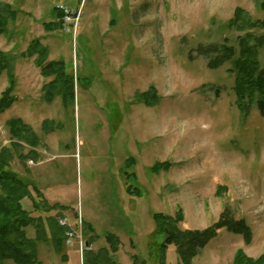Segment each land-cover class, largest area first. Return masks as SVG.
<instances>
[{
	"label": "rangeland",
	"instance_id": "374dc122",
	"mask_svg": "<svg viewBox=\"0 0 264 264\" xmlns=\"http://www.w3.org/2000/svg\"><path fill=\"white\" fill-rule=\"evenodd\" d=\"M0 1L17 10L0 36V49L14 57L15 82V102L0 115V149L12 155L11 171L64 205L60 218L77 226L81 215L79 240L96 234L103 242L113 233L123 242V264L133 255L137 264H160L163 236L153 214L181 215L180 230H203L226 214L250 228V243L221 228L190 264H232L237 249L264 264V118L255 108L248 115L236 108L232 61L207 67L214 48L237 53L244 35L264 39V26H229L237 8L264 21V0ZM59 6L78 12L70 32L61 17L59 29L44 27L58 19ZM36 42L47 49L46 64L62 62L72 80L65 103L46 101L52 77H42L37 57L27 55L31 45L39 52ZM256 58L264 68V45ZM7 86L3 73L0 94ZM150 86L157 102L139 103ZM10 119L29 127L34 147L12 138ZM44 121L52 122L49 129ZM162 162L170 167L154 173ZM84 226H92L86 236ZM26 232L34 237L32 227ZM84 253L64 240V260L49 244L38 245L40 264H83ZM164 256V264H180L173 245Z\"/></svg>",
	"mask_w": 264,
	"mask_h": 264
},
{
	"label": "trees",
	"instance_id": "16d2710c",
	"mask_svg": "<svg viewBox=\"0 0 264 264\" xmlns=\"http://www.w3.org/2000/svg\"><path fill=\"white\" fill-rule=\"evenodd\" d=\"M264 8V3H262ZM58 19L54 22L44 24L47 31L59 29L61 27L59 17L60 13L56 10ZM17 10L12 5L0 1V36L5 35L8 26L15 21ZM232 28L244 32L245 30L261 28L264 21H252L245 18L243 10L237 8L234 18L229 24ZM254 39V40H252ZM253 41L249 44L248 41ZM40 50L37 54L32 51L33 45L28 50L27 55L36 56V65L40 68L41 76L44 78L52 77L50 83L46 84L43 92L46 101L51 102L58 97L65 103L68 91L71 90L69 84L72 80L65 75L64 65L60 61H51L46 64L47 49L40 46L38 42L34 43ZM264 45V39L253 37L250 34L239 38V50L236 53L233 47L221 46L214 48L210 54L215 55L208 63L209 69H217L223 64L232 61L231 72L234 74L233 93L235 105L238 111L243 115H248L252 108H255L260 116L264 118V68L260 67V63L256 56L259 48ZM35 54V55H34ZM14 57L8 52L0 49V77L3 73L8 75V86L0 94V115L10 109L15 102L13 95L14 77L12 74V66ZM67 89V92L65 91ZM51 90L53 92H51ZM140 103L152 106L157 102L155 88L148 87L145 92L136 97ZM52 123V122H51ZM50 121H44L43 129H49ZM12 138L18 142L29 143L33 147L37 143L35 134L30 133L27 125H24L20 119H10L6 122ZM34 141V142H33ZM17 145V144H14ZM7 148L0 149V264L12 262L13 264H40L38 259V245L40 243L49 244L54 253L63 255L65 229L59 226L57 219L60 218L59 212L63 209L59 205H49L44 201L38 188L32 183L22 180L15 172L9 168L11 156ZM170 167L168 162L155 164L153 172L158 173L160 170H167ZM127 192L133 196L137 194L135 189L128 186ZM29 202L30 207L26 206ZM51 211H57L55 215H48ZM45 213L47 216L41 215L33 217V213ZM152 219L155 224V232L163 236L160 244L159 262L164 264V254L168 246L173 245L178 255L180 264H190L192 259L197 255L198 251L203 249L213 238L216 237L221 228H225L228 232L241 235L245 244L251 241V230L242 220H233L223 214L219 220L213 225L203 230H180L178 225L182 222V216L176 217L153 214ZM34 229V237L27 235V228ZM86 232L92 231L89 226H84ZM83 234V231H82ZM108 244L107 249H100L95 253L87 250L83 254V264H114L111 254L118 251L120 241L117 236L107 233L104 236ZM91 245V240H85ZM64 260L66 258L62 256ZM133 264H137L139 258L136 255L132 257ZM262 259L252 261L247 259L242 249L235 251L232 264H261ZM140 264H145L140 261Z\"/></svg>",
	"mask_w": 264,
	"mask_h": 264
},
{
	"label": "built area",
	"instance_id": "2783aa9c",
	"mask_svg": "<svg viewBox=\"0 0 264 264\" xmlns=\"http://www.w3.org/2000/svg\"><path fill=\"white\" fill-rule=\"evenodd\" d=\"M58 12L60 13L61 22L64 26H68L69 29L67 30L70 32V28L74 27L78 20V12H72L67 7L59 6ZM31 163V162H30ZM59 226L65 229V245L69 246L73 243H77L79 245L80 252L83 253V251L91 250L90 246H85V243L79 240L81 235V218L80 216L77 217V226H72L70 223H68L64 218H60L58 221ZM78 227V230H77Z\"/></svg>",
	"mask_w": 264,
	"mask_h": 264
},
{
	"label": "crops",
	"instance_id": "0c3cea01",
	"mask_svg": "<svg viewBox=\"0 0 264 264\" xmlns=\"http://www.w3.org/2000/svg\"><path fill=\"white\" fill-rule=\"evenodd\" d=\"M41 165V164H40ZM37 167V166H36ZM39 167V166H38ZM28 183H32V182H30V181H28ZM32 184H34V183H32ZM36 185V184H35ZM38 187V186H37ZM39 188V192L43 195V198L45 199V201L51 206V205H59L60 204V206H62L63 204L62 203H59V202H57V201H55V200H53L52 198H51V196H50V194H49V189H41L40 187H38ZM59 203V204H58ZM64 206V205H63ZM62 206V207H63ZM51 214H53V215H55L54 213H51ZM43 215H45V217L47 216L46 214H43ZM92 227V226H91ZM90 227V228H91ZM92 229V228H91ZM27 231V230H26ZM95 234V233H94ZM111 234H113V233H111ZM115 235V234H114ZM97 235L95 234V236L93 235L92 236V234H91V236H90V240H91V244H94L95 245V247H97V249H96V251H93L92 250V253H95V252H97L98 250H100V249H107L108 248V244H107V242L105 241V239L104 238H102V240H103V242H101L100 241V239L99 238H95ZM115 236H117V235H115ZM92 237V238H91ZM118 237V236H117ZM118 239H119V241H120V246H119V249H118V251L116 252V253H114V254H111V259H112V261H113V263L114 264H123V262H121V259L119 258V252H120V249H121V245H123V242H122V240H121V237H118ZM98 242H100L99 244H98ZM98 245V246H97ZM68 255V254H67ZM69 257H70V255H69ZM127 264H132V261H131V259L129 258V260H128V262H127Z\"/></svg>",
	"mask_w": 264,
	"mask_h": 264
},
{
	"label": "water",
	"instance_id": "95a60500",
	"mask_svg": "<svg viewBox=\"0 0 264 264\" xmlns=\"http://www.w3.org/2000/svg\"><path fill=\"white\" fill-rule=\"evenodd\" d=\"M86 246H87V244H86Z\"/></svg>",
	"mask_w": 264,
	"mask_h": 264
}]
</instances>
